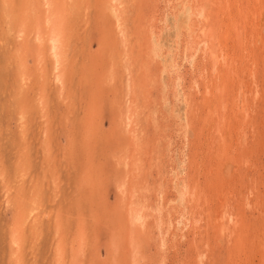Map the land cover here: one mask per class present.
<instances>
[{"label": "rangeland", "instance_id": "374dc122", "mask_svg": "<svg viewBox=\"0 0 264 264\" xmlns=\"http://www.w3.org/2000/svg\"><path fill=\"white\" fill-rule=\"evenodd\" d=\"M193 1L0 0V264H259L264 102L226 167L246 235L231 244L213 225L223 196L203 121L214 63L202 28L225 8L208 23ZM263 46L251 68L262 94ZM190 214L209 222L197 242Z\"/></svg>", "mask_w": 264, "mask_h": 264}, {"label": "bare ground", "instance_id": "6f19581e", "mask_svg": "<svg viewBox=\"0 0 264 264\" xmlns=\"http://www.w3.org/2000/svg\"><path fill=\"white\" fill-rule=\"evenodd\" d=\"M260 1L261 0H258V2H260ZM217 3H222L220 5H222L223 8L219 6L220 11L225 8L223 10L224 12L222 11V13H221V15L223 14L224 16L222 15L223 18H221V22L219 24V27L217 29H215L211 25H206L204 28H202V34L204 36L205 51H207V55L209 54L210 57L213 58V63H214V67H213L214 71H212V73L209 74V79L206 80V81H210V85L207 82L209 85V86L207 85L209 88L208 92L206 91L208 94L207 98H206L207 99V102H206L207 106L204 104L207 107V115H206V119L204 118L203 121L205 123V120H207V122H209V124L206 123L203 125H207V124L209 125L210 136H211V139H210L211 148L210 149H212V150L216 149L215 156H214V160H215L214 163L215 164H214L213 169L216 171L218 177H217L216 181L213 182V184H214L215 188L216 187L218 188V190H216L214 188H212V190L215 192L217 197H221L220 194H222V196H223V198H222L223 203L221 205H219L217 208L214 207L216 211H214V212L212 211L214 214V217H213L214 224L213 225H214L215 229H217V232L219 233L218 235L220 238L226 239V237H229V241L231 244H232L235 237H238V239L242 238L241 239L242 241L240 240L239 243L243 244V243H245V238H246V235L243 237V235H244L243 234L244 231L242 230L243 217H242V215L233 212V210L228 207L229 204H228L227 199L229 198V196L231 194V189H230L231 183H230L229 178H231V174H233V173H230L228 175L229 177L226 176V170H227L226 167H228L229 164H232V163H233L232 165H235V167H237V166H239L240 162L242 161V159L239 156L240 155L239 150H240L241 146H245L246 144L249 143L250 131L255 128V124H254L255 119L254 118H255V113L257 111V110L255 111V106H257L259 102H262V103L264 102V99H263L264 93L262 94L261 93L262 91L260 92V89H259L260 87L257 83V77L255 75V71H253L254 74L251 71V68H253L252 66L257 65V63H258L257 60H255L256 55L258 54L257 53L258 42H262L264 44V5H259V7H255V5L257 6V3L254 2V0H194L193 4L191 3L192 4L191 10H192V13L194 11V13L203 17L204 20H206V22L209 23L211 20L210 17L212 16V13L209 12L212 9H209V8H213L212 5L217 4ZM260 3H258V4H260ZM53 4H55V3H53ZM247 11H250L251 13L244 14V13H247ZM49 14H51V13H49ZM217 14H219V12ZM57 18H58V15H57ZM59 28H61V27H59ZM42 30H43V28H42ZM247 30H250L251 32L247 31ZM51 35L52 36L50 38V43H51L50 47L52 48V52H53L54 56L56 57L55 59H57V62L59 64V60L61 58V57L59 58V56H61L60 55V48H61L60 47V41H61L60 35L57 33H54ZM47 36H50V35H47ZM38 40H39V37H38ZM46 40H48V39L46 38ZM42 43H44V42H42ZM61 43L65 44V42H61ZM260 48L261 47L259 46L258 49L260 50ZM43 49H44V47H43ZM259 58L261 59V57H259ZM56 66H57V64H56ZM58 68H60V66ZM255 69H256V66H255ZM60 72H62V71H60ZM258 82H259V80H258ZM203 84H205V83H203ZM205 113H206V111H205ZM208 141H209V139H208ZM246 147H247V145H246ZM243 149H245V148H243ZM246 151H250V150H246ZM241 154H243V153H241ZM223 158H225L227 161L225 162L223 160ZM222 164H223V166H222ZM227 164H228V166H227ZM210 173H211V175L213 174L212 169H211ZM207 176H208V174H207ZM213 178H214V176H213ZM211 181H212V179H211ZM196 183H195V185H196ZM198 185H196L197 188L200 187V185L199 186ZM205 189H207V187ZM209 190L211 191V189H209ZM189 191H190V189H189ZM212 192H210V193H212ZM190 193L192 194L193 198H196L197 194H196L195 190H191ZM198 193H199V191H198ZM200 193H202L201 188H200ZM207 193H208V191H207ZM199 196H197V197H199ZM204 198H205V196H204ZM207 199L205 201H207ZM191 201H193V200H191ZM249 202H250V199H247V203H249ZM189 203H190V199H189ZM206 205H208V204H206ZM258 208H259V210H261L260 209L261 207H258ZM256 210H258V209H256ZM261 211H263V210H261ZM192 213H194V212L192 211ZM205 213H207V212H205ZM200 214H203V213H200ZM200 214H199V216H201ZM208 214H211V213H208ZM260 215H262V214H260ZM203 220H206V217L198 218L197 215L195 216L194 214H192L191 216L188 217L187 225L185 224V226H187L186 228H188V230L194 234V238H195L196 242L198 240L197 239V237H198L197 233L200 231L199 228L201 227V221H203ZM209 220H211V219H209ZM213 222H210V224ZM202 224H203V222H202ZM207 237H209V236H207ZM210 239H212V238H210ZM203 243H204V241H203ZM205 243H206V241H205ZM222 243H223V241H222ZM235 244H237V246L236 245L235 246L238 247V243H235ZM250 244H251V242H250ZM195 245H196V243H195ZM209 245H211V244L209 243ZM207 247H209V246H207ZM230 248H228V249H230ZM256 251H257V249H256ZM230 252L232 253V252H234V250L231 248ZM230 255L233 256L234 254H230ZM260 255H261V257H259L260 258L259 264H264V250L262 253H260ZM205 257H206V255H204V253H203L202 258H201V261L203 264H205V260H204ZM252 259H255V257L253 256ZM231 262L234 263V261H231ZM251 263H252V261H251ZM254 264H257V263H254Z\"/></svg>", "mask_w": 264, "mask_h": 264}]
</instances>
